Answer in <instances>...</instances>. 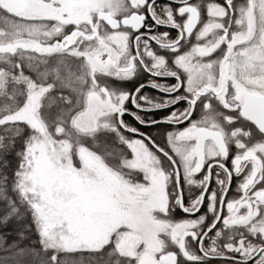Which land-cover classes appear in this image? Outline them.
<instances>
[{
  "label": "snow or ice",
  "instance_id": "obj_1",
  "mask_svg": "<svg viewBox=\"0 0 264 264\" xmlns=\"http://www.w3.org/2000/svg\"><path fill=\"white\" fill-rule=\"evenodd\" d=\"M0 264H264V0H0Z\"/></svg>",
  "mask_w": 264,
  "mask_h": 264
}]
</instances>
